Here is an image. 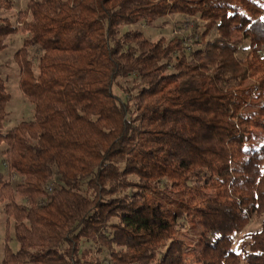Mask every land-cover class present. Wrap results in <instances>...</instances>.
<instances>
[{
    "label": "trees",
    "instance_id": "trees-1",
    "mask_svg": "<svg viewBox=\"0 0 264 264\" xmlns=\"http://www.w3.org/2000/svg\"><path fill=\"white\" fill-rule=\"evenodd\" d=\"M171 15L190 35L135 27ZM17 34L34 115L4 131L0 76V264H188L191 221L196 264H264V219L234 247L264 216V0H28L0 53Z\"/></svg>",
    "mask_w": 264,
    "mask_h": 264
},
{
    "label": "rangeland",
    "instance_id": "rangeland-1",
    "mask_svg": "<svg viewBox=\"0 0 264 264\" xmlns=\"http://www.w3.org/2000/svg\"><path fill=\"white\" fill-rule=\"evenodd\" d=\"M13 2L12 9L0 8V16L7 17L11 21H15L17 18V13L25 9L28 0H11ZM192 20L187 17L179 15H171L167 19H163L159 22H154L149 25L140 24L135 27L142 29L147 36L151 39H157L160 36H165L171 38L174 35L188 36L191 33L192 23H186ZM22 34H17L8 40V47L0 53V76L5 80L7 91L11 94V100L7 105L8 116L5 122L4 131L7 132L18 125L22 120H27L33 118L34 115V105L26 99L21 91L19 85V68L15 62L14 55L19 50L22 44ZM239 58H244L249 54L251 50L250 41L248 39H243L242 45L239 46ZM130 85V84H129ZM0 170L4 171L7 177L16 186L19 182V178L13 173H9L4 163V155L0 151ZM155 194L154 191L149 192V194ZM22 202V200H19ZM263 217H253L246 228L239 234L235 235V249L241 251V244L243 241L249 239V234L260 230ZM11 221L10 229V245L13 249H17L16 244L13 242L11 234H13ZM187 228L184 230L185 242L189 245L190 249L186 254V261L188 264H196L197 257L196 253L199 252L200 247L198 241L202 232L200 224L196 225L194 222L187 223ZM6 229H7V218L4 211V207L0 204V246L3 248L6 239ZM3 252V250H2ZM3 255H0V262Z\"/></svg>",
    "mask_w": 264,
    "mask_h": 264
}]
</instances>
